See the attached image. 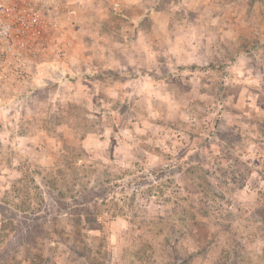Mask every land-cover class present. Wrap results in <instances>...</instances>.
<instances>
[{
    "label": "rangeland",
    "instance_id": "rangeland-1",
    "mask_svg": "<svg viewBox=\"0 0 264 264\" xmlns=\"http://www.w3.org/2000/svg\"><path fill=\"white\" fill-rule=\"evenodd\" d=\"M60 2L0 99V264H264V0Z\"/></svg>",
    "mask_w": 264,
    "mask_h": 264
},
{
    "label": "built area",
    "instance_id": "built-area-1",
    "mask_svg": "<svg viewBox=\"0 0 264 264\" xmlns=\"http://www.w3.org/2000/svg\"><path fill=\"white\" fill-rule=\"evenodd\" d=\"M63 17L60 0H0V99L24 90L38 63L58 60L71 46Z\"/></svg>",
    "mask_w": 264,
    "mask_h": 264
},
{
    "label": "crops",
    "instance_id": "crops-1",
    "mask_svg": "<svg viewBox=\"0 0 264 264\" xmlns=\"http://www.w3.org/2000/svg\"><path fill=\"white\" fill-rule=\"evenodd\" d=\"M73 44V43H72ZM72 46V45H71Z\"/></svg>",
    "mask_w": 264,
    "mask_h": 264
}]
</instances>
